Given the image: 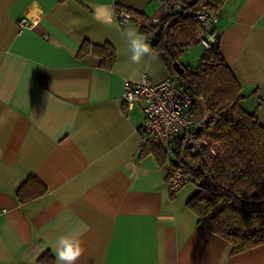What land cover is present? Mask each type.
<instances>
[{"label": "crops", "instance_id": "obj_1", "mask_svg": "<svg viewBox=\"0 0 264 264\" xmlns=\"http://www.w3.org/2000/svg\"><path fill=\"white\" fill-rule=\"evenodd\" d=\"M101 4L165 13L162 0H0V264H50L45 253L58 264L53 243L64 234L80 235L77 264H264V244L231 254L197 225L186 204L196 189L169 193V161L139 156L144 104L128 108L124 84L171 74L151 47L132 63L122 34L140 24L99 23ZM214 29L241 108L264 124V0H225ZM84 41L110 44L113 65L78 57ZM31 176L46 192L21 200L15 191Z\"/></svg>", "mask_w": 264, "mask_h": 264}, {"label": "trees", "instance_id": "obj_2", "mask_svg": "<svg viewBox=\"0 0 264 264\" xmlns=\"http://www.w3.org/2000/svg\"><path fill=\"white\" fill-rule=\"evenodd\" d=\"M169 1L175 8L166 11L156 26L143 13L126 11L143 34L153 31L150 47L161 56L177 85L201 102L200 112L195 104V114L203 109L210 114L199 136L215 153L206 151L199 156L178 151L168 160L161 146L144 136L139 156L152 155L159 165L169 161V176L182 170L196 186L186 204L197 225L226 240L231 254L239 253L264 244V124L241 108V85L220 52L219 36L210 47H204L197 66L179 62L186 48L199 43L200 25L193 13L207 8L217 15L225 0ZM88 53L97 55L107 69L116 59L108 43L82 42L77 56ZM176 62L181 72L176 70ZM45 192L46 187L32 176L15 191L21 200ZM39 261L51 264L53 257L45 253Z\"/></svg>", "mask_w": 264, "mask_h": 264}, {"label": "built area", "instance_id": "obj_3", "mask_svg": "<svg viewBox=\"0 0 264 264\" xmlns=\"http://www.w3.org/2000/svg\"><path fill=\"white\" fill-rule=\"evenodd\" d=\"M162 3L165 12L175 8L169 0H162ZM115 13L119 25H124L132 19L131 14L126 10L118 9ZM193 18L200 25L198 41L203 47H210L219 36L214 29L217 15L203 8L194 12ZM159 19L160 17L149 18V24L156 26ZM26 25L27 20L21 18L18 22V30L21 31ZM144 35L147 37V43H150L153 31H148ZM122 98L128 108L140 102L144 104L141 131L144 136L161 146L168 160L178 151L199 156L205 155L206 151L215 153L207 140L199 136L210 114L203 109L199 115H196L194 106L197 100L187 94L171 77L153 82L144 74L138 81H126ZM196 127H199V132H195ZM187 182L189 179L182 170L175 171L168 179L169 193H176ZM2 212L3 210L0 209V215Z\"/></svg>", "mask_w": 264, "mask_h": 264}, {"label": "clouds", "instance_id": "obj_4", "mask_svg": "<svg viewBox=\"0 0 264 264\" xmlns=\"http://www.w3.org/2000/svg\"><path fill=\"white\" fill-rule=\"evenodd\" d=\"M94 18L101 24L113 25L116 20L115 9L107 4L94 6ZM130 52V60L134 64L151 54V48L147 43V37L134 29L123 32ZM7 116L0 115V124L7 123ZM53 251L58 264H77L85 249L79 234H64L59 236L53 243Z\"/></svg>", "mask_w": 264, "mask_h": 264}, {"label": "rangeland", "instance_id": "obj_5", "mask_svg": "<svg viewBox=\"0 0 264 264\" xmlns=\"http://www.w3.org/2000/svg\"><path fill=\"white\" fill-rule=\"evenodd\" d=\"M204 47L199 43L193 44L189 46L188 48L185 49V51L179 56V62L182 65L186 66H191L195 67L197 66L200 56L203 52ZM197 110L200 112L201 111V102L197 101L196 102ZM184 189H190L195 190L196 186L195 184L190 180L184 185Z\"/></svg>", "mask_w": 264, "mask_h": 264}, {"label": "water", "instance_id": "obj_6", "mask_svg": "<svg viewBox=\"0 0 264 264\" xmlns=\"http://www.w3.org/2000/svg\"><path fill=\"white\" fill-rule=\"evenodd\" d=\"M176 70L178 71V72H181L183 69H182V67L181 66H179V64L176 62ZM200 131V129H199V127H196L195 128V132H199Z\"/></svg>", "mask_w": 264, "mask_h": 264}]
</instances>
